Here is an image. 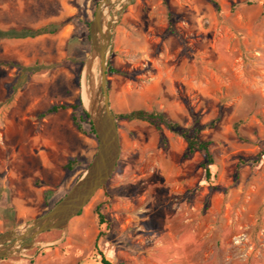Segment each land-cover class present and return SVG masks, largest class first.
I'll return each instance as SVG.
<instances>
[{
	"label": "rangeland",
	"instance_id": "rangeland-1",
	"mask_svg": "<svg viewBox=\"0 0 264 264\" xmlns=\"http://www.w3.org/2000/svg\"><path fill=\"white\" fill-rule=\"evenodd\" d=\"M100 1L0 0L1 30L66 31L59 51L55 40L0 39V233L49 212L96 153L80 110L82 131L71 108L41 115L84 107ZM214 1L219 10L211 0H134L125 10L107 69L116 170L66 232H47L0 264H102L99 252L111 264H264V0ZM36 64L35 73L21 68ZM140 109L199 125L211 179L205 155L187 156L180 135L119 117Z\"/></svg>",
	"mask_w": 264,
	"mask_h": 264
},
{
	"label": "water",
	"instance_id": "water-1",
	"mask_svg": "<svg viewBox=\"0 0 264 264\" xmlns=\"http://www.w3.org/2000/svg\"><path fill=\"white\" fill-rule=\"evenodd\" d=\"M133 2L101 0L90 24L91 52L85 64L81 98L95 131L97 150L86 173L49 212L0 233V259L24 255L37 245L43 233L52 230L66 232L70 222L105 188L114 174L121 144L109 95L108 54L115 30Z\"/></svg>",
	"mask_w": 264,
	"mask_h": 264
},
{
	"label": "trees",
	"instance_id": "trees-1",
	"mask_svg": "<svg viewBox=\"0 0 264 264\" xmlns=\"http://www.w3.org/2000/svg\"><path fill=\"white\" fill-rule=\"evenodd\" d=\"M211 2L217 7L219 10V5L214 0H211ZM58 31V26L55 24H49L44 27L38 28V29H31V28H23L20 30L17 29H10V30H1L0 29V39H26V38H36L38 36L44 35V34H54ZM88 40L91 41L90 35L88 34ZM65 63V61L63 62ZM57 66V65H56ZM39 66L36 64L35 66L30 67H21L22 70L26 72L35 73L38 71ZM113 72H117L116 70L112 69ZM15 91H17V87L15 88ZM71 108L73 110L72 113V121L74 125L77 127L79 131H82L81 124L79 123V118L76 116V112L80 110L81 112V119H86L91 126V132L93 135H95V131L93 129L92 123L90 121L89 115L86 111V109L83 107L81 101L77 105H68V104H61V105H53L51 108H49L47 111H45L41 117H45L50 114L58 113L60 110H66ZM118 118L117 116H115ZM121 119H124L126 121L132 122V121H143L148 122L152 125H155L157 129H161V125H164L167 129L175 132L176 134L180 135L183 139H185L187 143V156H191L195 154L196 152H201L205 155L206 161L202 164L206 179H211V170L210 166L214 164V159L212 154L210 153V146L211 142L201 139L200 133H201V127L199 125H196L192 130L190 129H184L181 127V125L175 121L169 120L168 116L163 113H159L156 111L149 112L144 109L140 110H134L128 113L121 114L119 116ZM214 123L208 125L213 126ZM261 155H264L262 153ZM78 164V161H71L68 164V169L73 170L75 165ZM54 194V191L48 190L45 192V198H49ZM51 210V209H50ZM83 211V210H82ZM81 211V213H82ZM80 213V214H81ZM79 214V215H80ZM100 216L101 222H104V217L100 213H98ZM15 225L8 226L5 231H9L13 229ZM50 232V231H49ZM47 233V232H46ZM45 234V233H43ZM42 234V235H43ZM101 256V263L102 264H111L110 261H108L105 256L99 252Z\"/></svg>",
	"mask_w": 264,
	"mask_h": 264
},
{
	"label": "crops",
	"instance_id": "crops-1",
	"mask_svg": "<svg viewBox=\"0 0 264 264\" xmlns=\"http://www.w3.org/2000/svg\"><path fill=\"white\" fill-rule=\"evenodd\" d=\"M45 24H39L37 26V28L42 27ZM65 38H66V31L65 30H62V31L58 30L54 34H44V35L38 36L36 38H29V39L30 40H34L35 42H38V43H41V42H44V41H47V40H55V42L57 43V49L59 51L61 49L60 46L64 43ZM19 40H24V39H19ZM55 114H57V113H55Z\"/></svg>",
	"mask_w": 264,
	"mask_h": 264
},
{
	"label": "bare ground",
	"instance_id": "bare-ground-1",
	"mask_svg": "<svg viewBox=\"0 0 264 264\" xmlns=\"http://www.w3.org/2000/svg\"><path fill=\"white\" fill-rule=\"evenodd\" d=\"M83 100H84V103L86 104L87 103V99H86V96H85L84 93H83Z\"/></svg>",
	"mask_w": 264,
	"mask_h": 264
}]
</instances>
